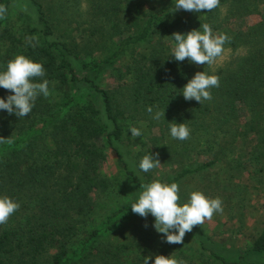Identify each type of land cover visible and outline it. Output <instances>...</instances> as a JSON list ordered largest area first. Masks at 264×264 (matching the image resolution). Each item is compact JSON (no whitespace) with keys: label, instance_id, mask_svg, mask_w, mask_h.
Returning a JSON list of instances; mask_svg holds the SVG:
<instances>
[{"label":"trees","instance_id":"1","mask_svg":"<svg viewBox=\"0 0 264 264\" xmlns=\"http://www.w3.org/2000/svg\"><path fill=\"white\" fill-rule=\"evenodd\" d=\"M56 1L0 0L7 9L0 19V67L17 55L41 62L50 89L25 118L0 112V195L20 204L0 225V264H142L128 242L112 238L130 219L134 200L94 212L97 198L114 192L117 179L134 191L150 182L152 171L139 172L140 160H130L133 156L121 150L125 121L157 128L146 155L203 159L172 171L166 183L206 175L224 164L252 167L248 176L263 181L264 2L259 9L261 0H225L236 19L256 13L259 20L245 29L222 31L231 38L225 49L247 51L211 70L206 64L167 59L168 36L174 32L204 23L217 29L202 12L170 13L173 0ZM122 61L124 82L114 88L102 85L110 66ZM200 71L220 80L211 89L212 100L202 105L177 94ZM8 94L0 89V97ZM150 106L153 112L165 111V119L153 120ZM168 122L185 123L189 138L173 140ZM105 147L117 157L114 182L99 170ZM220 179L209 177L205 193L231 201L225 191L233 192L236 185L223 186ZM197 234L208 253L201 264H264V220L234 260L203 245L206 235Z\"/></svg>","mask_w":264,"mask_h":264},{"label":"rangeland","instance_id":"2","mask_svg":"<svg viewBox=\"0 0 264 264\" xmlns=\"http://www.w3.org/2000/svg\"><path fill=\"white\" fill-rule=\"evenodd\" d=\"M49 1V0H46ZM259 3V9L263 7L264 0ZM56 2H62L57 0ZM250 4V3H249ZM58 5V4H57ZM85 4H83L84 7ZM60 7V6H58ZM217 9V10H216ZM210 12L207 10L202 11V16L217 29H214V33L220 34L225 30L245 29L256 23L259 20L258 14L254 13L249 16H243L241 19H236L237 13L231 11L229 3L225 0H220V5ZM59 10V8H58ZM57 10V11H58ZM186 14H196L192 12H186ZM213 30V29H212ZM246 48L241 47L232 52L230 49H225L221 58L216 63L210 66L211 70H215L217 67L224 66L231 58L236 56H243L246 53ZM124 62H117L110 66L109 71L105 74L102 85L107 88H114L121 85L124 82V77L120 73V69L124 68ZM122 100V96L120 97ZM129 110V109H128ZM128 114V113H127ZM126 133L124 134V142L122 143L121 150L125 155H132L130 160H140L146 155L147 147L151 144L148 143V138L151 135H158L157 128H147L144 123L130 120L125 121ZM129 126L138 127L142 131V136L133 138L129 131ZM103 141L98 140V144L101 145ZM145 146H142V144ZM142 148V150H141ZM105 160L100 163L99 170L101 175L107 178H112L113 182L118 175L116 160L117 157L110 149L104 148ZM154 149V146L150 148ZM141 150V151H140ZM142 152V154H141ZM166 154L160 155L159 159L161 164L159 168L153 169L149 181L159 179L163 182L169 179L172 171L179 170L183 166L189 165L191 161L200 159L195 154L189 156L177 157L172 154V157H165ZM238 155L235 153L234 156ZM168 159H170L168 161ZM231 169L226 164L214 166L210 170L211 176L219 175L222 180V185L227 186L229 184L236 185L233 192L225 191L229 193L231 201L228 198H223V213L214 214L211 220H206L203 225L196 226L197 231L192 230L195 234L186 233L182 244H167L162 242V237L152 227L154 218L149 216L147 219L141 218L137 214L131 212L130 219L124 223L120 231L112 235L113 241H119L121 244L128 242V249L131 253L136 254V257H143L151 255L154 259L156 255L174 257L178 261H183L184 264H201L205 257L208 255L206 249L201 247V241L198 239L199 232L203 233L207 237V241L202 244L207 245L214 251H217L221 255L228 257L230 260L236 259V252L239 249L247 248L254 237L260 231L262 222L264 220V180L259 178H251L248 173L254 172L252 167H245L244 169ZM209 173L206 175L192 174L182 178L177 184L180 187V196L182 201H186L187 194L191 191L199 190L205 193L206 185L208 182ZM231 179H228V177ZM124 179H117L115 184V191L110 193H102L101 197L96 200L94 208L95 214L103 211L105 208L113 207L117 202L127 203L135 200L136 191L125 183ZM229 206H232L230 209ZM93 215L90 216V219ZM91 222V221H90ZM145 225H148L145 227ZM152 264V260L149 261Z\"/></svg>","mask_w":264,"mask_h":264},{"label":"clouds","instance_id":"3","mask_svg":"<svg viewBox=\"0 0 264 264\" xmlns=\"http://www.w3.org/2000/svg\"><path fill=\"white\" fill-rule=\"evenodd\" d=\"M219 5L220 0H173L169 12L183 10L199 14L204 10L210 12ZM6 12L7 9L0 6V19L4 18ZM168 37L170 40L167 59L170 57L177 62L187 60L190 64L208 66L222 57L225 44L231 41L227 34L214 33L207 23L186 33L174 32ZM45 77L46 70L41 62L24 55H17L9 60L6 66L0 67V89L10 93L6 97H0V112L6 111L9 116L15 115L19 119L29 116L37 99L50 95L49 81ZM219 86L217 75L200 71L178 89L177 94H182L185 101L194 100L202 105L205 101L212 100L211 89ZM147 112L157 121L164 118L165 114V111L153 112L151 106L147 108ZM168 129L173 140L185 141L190 136V129L185 123L168 122ZM129 131L133 138L142 136L138 127L129 126ZM160 164L158 153L151 152L140 159L137 167L139 172L149 173L159 168ZM130 207L132 213L141 218L153 217L152 227L161 235L162 242L167 244H182L186 233L192 232L195 226L211 220L214 214L223 213V204L219 197L209 198L196 190L189 192L186 201H182L177 183H166L159 179L140 185ZM19 208L20 204L14 199L0 195V225L7 223L9 217ZM150 260L152 264H184L174 257L163 255H156L154 259L151 255L144 256L142 264H149Z\"/></svg>","mask_w":264,"mask_h":264}]
</instances>
